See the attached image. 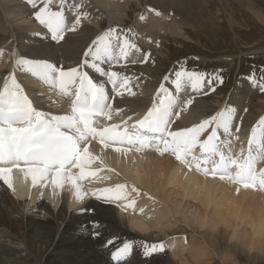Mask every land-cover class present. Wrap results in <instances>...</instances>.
<instances>
[{"label": "bare ground", "instance_id": "6f19581e", "mask_svg": "<svg viewBox=\"0 0 264 264\" xmlns=\"http://www.w3.org/2000/svg\"><path fill=\"white\" fill-rule=\"evenodd\" d=\"M1 1L0 49H3V52L0 54V89L3 88L4 81L7 79L4 75L9 73V68L14 69V66L21 76L28 79L30 76L31 78L30 73L25 72L21 66L17 65V59L23 57L33 60H48L57 63L58 66L62 65L65 68L68 66H75L78 60L83 59L82 53L86 51L96 35L101 34L110 26L117 28L118 31L130 30L126 26V20L129 18V12L131 7H133V3L135 6H145L146 15L144 14V16L146 17L135 20L136 22L134 24H136V26L133 29L134 31H130L129 38L133 39L141 49V52L148 56V61L145 63H137L136 65H129L126 69H122L118 65L113 66V70L124 71L127 74L135 73L139 77L138 80H133L132 82L133 90L137 93L136 96L131 97L126 94L124 97H116L113 106L114 109L119 108L126 114L133 115L130 116L132 119L129 123H133L137 119L142 118L139 117V113L141 111L145 112L147 107L151 106V100L161 82L165 83L167 87H174L171 85L170 80L164 81V77H162V71L165 69L166 63L170 62L171 59L169 54L164 52L166 47L163 41H166L168 38L167 36L182 37V35H187L190 38L195 36V38L193 37L191 40L197 41L200 36L193 33L190 34L191 29L198 32L203 25L206 26V24H208L212 29L215 28L218 30L223 22H228L230 33L226 34V39L224 38L225 41H227L228 38L233 35L239 36L238 33L240 31L247 29L243 28L242 24L238 23V21L230 15L224 16V9H228L230 0H92L93 2L91 3V0H83L82 4L79 2L78 4L82 5L81 10L87 12L88 15L82 18L87 17L99 30L93 29L90 25L91 23H86L82 19L81 25L75 33L66 34L67 43L62 41L56 44L43 39V36H45L43 29H47L34 18V10L26 3V0H15V3L5 0L6 2L3 4H1ZM232 1L238 4L239 9L248 21L251 22V20L255 18L256 22H259L264 29V12L259 11L254 2L251 0ZM56 4L58 5V3ZM68 4H76V1L68 0ZM100 5L110 12L105 15V19L109 23V26L103 31L101 30L105 27L106 23L102 20L103 15L101 14ZM108 5L110 7H108ZM65 12L69 20L74 18V10L66 8ZM156 12H159L160 15H157ZM15 14H17L18 18L20 17L21 20L27 17L30 23H24L28 26H24V23V25H21L22 23H18L19 25L15 24V21L12 22L10 16L7 19V15L15 16ZM218 18H220V20ZM31 22L36 25L38 24L40 27H43V29L38 26L33 27ZM33 32L40 33L41 35L33 36ZM221 32L223 33L224 31ZM142 39H144L145 43L139 41ZM260 48L262 49L264 46ZM207 52L211 53L212 51L209 50ZM221 53H223L222 50ZM210 55L212 54L201 55L202 60L207 57V59H213L214 56ZM224 56L225 55H223V57ZM233 61L234 59H232L231 62ZM231 62L229 65L232 68ZM218 63L224 64V61L221 60L218 61ZM85 70L89 71V74L93 76L94 80L98 78V74H96L94 70ZM169 75L170 74L167 76ZM241 77L240 79H236L234 89L230 92L231 94H229V100L226 104V106H232L237 109V114L233 121V135L227 136L223 133L224 135L221 140H231L232 143L240 140L244 150L243 154L246 156L249 148L248 140L251 138V130L249 131V128L252 129L254 124H256V119L264 115V99L261 98L260 91L258 94L259 96L252 98L253 94H251L248 88L249 82H246L247 80L245 77ZM99 79L104 80L106 78L99 77ZM41 81L45 86L41 85V82V84L36 82L34 85L31 81L32 84L30 88H33L32 91L37 95H39L38 90L41 91V95L43 92H46L52 99L49 97V99L43 97L38 98L36 95L35 98L32 99L33 106L38 110L49 112L53 115L70 114L71 100L68 101V103L66 102V104L61 103L58 101V98H56L58 94L60 95L58 88L45 83L42 79ZM106 87L111 97V85L107 84ZM213 87L215 88L214 91L217 90L216 92H219H215L214 95L206 98H204V95L197 96L193 101V105L189 107L187 112L181 114V120L177 121V123L182 121L183 126L191 127L193 123H198L201 119L213 115L211 114L213 110L216 109L218 105L220 106L225 100L224 98L226 96L223 95V92L226 85L219 87V84H214ZM214 91H211L207 87L204 89L205 95H207V93H213ZM258 97L260 99H258ZM41 99H43V101H41ZM251 100L252 103L250 104ZM59 110H61L60 113ZM219 110L220 109L217 111ZM246 110L247 112L244 113ZM128 117L126 116V119H124L127 120ZM117 120L118 119L115 118H112L111 121L104 119L101 124L117 123ZM237 127L239 131H237ZM173 128H175V124ZM220 131L223 132L222 130ZM206 136L207 133L202 136L201 139L206 138ZM243 139L247 141L244 143ZM92 143L89 146L90 150L93 151L94 154L100 155L104 160V165L102 166L104 170L100 173V177H107L106 175L109 173L107 170L108 168L114 169L115 171H113V173H117L119 177H122L121 161L125 160L127 155L116 153L114 149L111 148L105 149L99 142V145ZM226 145L228 146V144ZM153 152H155V149ZM255 152L256 151H253V155L257 154ZM165 154L167 155L169 153ZM195 154H200L199 147L198 150L195 151ZM240 154L241 152L239 155ZM258 164L260 163L256 161L255 166L257 171L260 170ZM95 166H100L99 162H97ZM208 166L211 167V165ZM91 179L92 178L83 182L84 186H86L84 188L85 191L92 189L90 186L93 187L94 181L98 183L100 188L111 187L116 184L114 181L109 182V179L108 181L106 179H94L90 181ZM89 181L90 183H87ZM13 185L15 191L8 188L6 184L4 185L3 181H0V264L166 263L158 261V259L162 257L160 252L151 254L150 256H144L143 259H138L140 260L138 263H136V261L133 262V259L130 260L127 256L121 261L112 259V253L120 248V246L113 240L111 244L108 243V241L112 239L111 234L126 235L128 240H137L140 236H143L144 240H139V243L146 242L148 246L159 244V241L162 239V237L159 239V236L158 238L157 236L153 237V235L142 234L140 231L137 232V229L132 226V217L138 213L137 200L134 207H126L129 201H116V203L118 202L119 204L120 211L114 209L109 203L96 200L95 197H86L83 201H80L75 197L74 188L70 183H66L62 189H53L51 184L47 187H39V185L33 187L31 177L25 178L20 169L13 170ZM32 189L38 191L39 194L44 193V195L41 196L44 198L40 199V197H38L36 202L34 201L26 207H23V202L24 205H26V196H30L31 198ZM248 189L255 191L260 188ZM33 198L35 200V196ZM131 199H133L132 194L129 197V200ZM52 205H54L53 208L57 209L56 214L53 212ZM67 207L70 213H67ZM81 209L85 211H81ZM123 210H125V212ZM125 214L128 215L129 225L127 228H122L120 221ZM94 223L98 224L99 227H93ZM261 249L262 246L258 243L252 251H249L236 242L229 243L226 237L220 242V250L234 257L237 264H264L260 261H264V250ZM164 250L168 252L166 248ZM229 264H232V262L230 261Z\"/></svg>", "mask_w": 264, "mask_h": 264}, {"label": "snow or ice", "instance_id": "6c2138e0", "mask_svg": "<svg viewBox=\"0 0 264 264\" xmlns=\"http://www.w3.org/2000/svg\"><path fill=\"white\" fill-rule=\"evenodd\" d=\"M26 3L34 10V18L50 34L43 39L56 44L67 43L66 34L75 33L81 25V18L88 15L81 10L82 5H69L68 0H26ZM56 3L59 7L54 9ZM66 8L75 12L71 20L66 16ZM156 14L160 15L159 12ZM130 31H118L110 26L96 35L82 53L83 59L78 60L75 66L65 68L48 60L17 59V65L25 72L40 77L68 97L71 113L53 115L38 110L15 76L10 75L0 89V181L15 191L13 170L20 169L25 178L31 177L33 187L51 184L53 189H62L70 183L80 201L91 196L105 203L129 201L126 207H134L136 200H129L131 191L126 182L84 190L83 181L89 178H109L100 177L104 160L89 147L93 141H98L105 149L111 148L123 155L133 150L155 149L160 154L173 153L180 161L191 156L196 167L206 174L218 175L245 188L264 189V170L257 171L255 166L258 159H264V116L251 130L246 156L243 149L239 156L231 154V148L228 149L229 154L222 150V145H231L232 141L221 140L219 130L227 136L233 135L235 107L226 106L191 127L183 126L182 121L177 123L196 97L206 94L205 87L214 91V84L224 82L222 70L208 73L195 67L189 69L187 61L179 62L178 68L163 78L164 81L170 80L174 87L161 82L142 118L129 123L132 119L129 116L120 123L101 124V119L111 121L114 114L122 112V109L113 108L112 100L126 94L131 97L137 94L132 82L139 77L135 73L113 70V66L126 69L129 65L148 61V56L129 38ZM32 35L41 34L33 32ZM2 52L0 49V54ZM85 69L94 70L98 78L94 80ZM99 77L106 79L100 80ZM247 79L264 92V80L257 81L255 74ZM107 84L111 85V97ZM206 133V138L201 139ZM197 146L198 156L194 153ZM252 146L259 149L256 155H253ZM97 162L100 166H95ZM107 170L115 171L112 168ZM132 191L139 190L133 185ZM93 227L99 225L94 223ZM112 242L108 241L109 244ZM164 247L163 244H146L144 255L162 252ZM131 250L132 243L125 242L112 253V259L121 261Z\"/></svg>", "mask_w": 264, "mask_h": 264}, {"label": "clouds", "instance_id": "9594fccd", "mask_svg": "<svg viewBox=\"0 0 264 264\" xmlns=\"http://www.w3.org/2000/svg\"><path fill=\"white\" fill-rule=\"evenodd\" d=\"M121 166L138 201L132 226L167 238L169 264H237L220 250L225 237L264 250V190L206 174L191 156L180 161L173 153L133 150Z\"/></svg>", "mask_w": 264, "mask_h": 264}, {"label": "rangeland", "instance_id": "374dc122", "mask_svg": "<svg viewBox=\"0 0 264 264\" xmlns=\"http://www.w3.org/2000/svg\"><path fill=\"white\" fill-rule=\"evenodd\" d=\"M6 1L7 2H12V3L14 2L15 3V0H6ZM6 1L5 0H2L1 1L2 3L1 4H3ZM75 1H76V4H78V2L81 3V4L83 3V0H79V1L75 0ZM112 1H115V0H112ZM251 1L254 2L255 6L257 7V9L259 11L264 12V0H251ZM91 2H93V1L91 0L90 3ZM132 5H133V7H131L132 10L130 9L129 18H127V20H126L127 21L126 26L128 27V29L134 31L133 29L136 26V24H134L136 22L135 20L138 19V18H141L142 16H143V18L146 17V16H144V14L146 15V10H145V6H142V7H139L138 5L135 6L134 3ZM53 7L54 8H58V5L57 4H54ZM108 7H110V6L108 5ZM100 10H101V14L103 15V19L102 20H104V22L106 23L105 24V27L101 30V31H103L104 29L107 28V26H109V23L105 19V15L108 14V13H110V12H108L109 10L105 9V7H103L101 5H100ZM227 10L224 9V12L226 13V14L224 13V16L230 15L231 17L235 18L236 21H238V23H241L242 26H243V28H247V29H244V30L240 31L238 33L239 36L233 35L235 37L232 36V37L228 38L227 41H225V39H226L225 37L227 36L226 34L230 33V29H229L230 26H229L228 22H223L222 26H220L218 28V30H216L215 28L212 29V27L209 26L208 24H206V26L203 25L201 27V30L198 31V32H195L194 30L191 29V31H190L191 33L190 34L193 33V34H196V35H199L200 36V38H198L197 41H192L191 40V38H193V37L195 38V36H193V37L190 38L187 35H185V36L182 35V37L181 36L180 37L167 36L168 38L166 39V41L165 40L163 41V43H165V47H166L164 49V52H167L169 54V57L171 59H170V62H167L166 63V67L162 71V73H163L162 74V77H165L168 74H171L174 70H176V68H178L179 62H183V61H187V65L188 66L187 65L186 66L189 69L195 67L198 70L199 69H201V70L203 69L202 71L208 72V73H211V72H213V70H217V69L222 70L221 74L224 77V82H223L224 84H219V87H222V86L226 85L225 90L223 92V95L226 96V97L224 98L225 100L220 104V106L218 105L216 107V109L213 110V112L211 113L213 115L216 113V111L218 109L221 110V109H223L226 106V104L228 102V98L230 96L229 94H231L230 92L234 89V86H235V83H236V79L242 78L241 76H243V77L246 78V80H247L246 82H249L248 88L251 91V94H253L252 95V98L253 97H256V96H259L258 94H259L260 89H259V87L253 86L251 84V82L247 78L249 76H252L253 74H255V78L257 79V81L264 80V48H262V49L260 48V47L264 46V29H263L262 25H260L259 22H256L255 18H254V20H251L252 23L250 21H248L247 18L245 17V15L242 14V11L239 9L238 4L236 2H234V1H232V0H230V4H229V7H228ZM142 13H143V15H142ZM7 16H6L7 19L10 16V19L12 20V22L15 21V24H17V25H19V24L22 23L21 25H24L25 24L24 26L27 27L28 25L26 23H28V22L30 23V20L27 17H25L26 20H25V18H22V20H21L20 17L18 18L17 14H15V16L14 15H7ZM86 18L87 17L81 18V21L83 19L84 22L91 23L90 25H91V27L93 29L99 30L98 27L95 26V24H93L92 22H90L88 18L86 20ZM218 19L220 20V18H218ZM24 22H26V23H24ZM31 24L33 25V27L34 26L40 27L38 24L37 25L36 24H33V22H31ZM248 24L250 25V27H249ZM40 28L43 29V27H40ZM43 31H44V34L45 35H50L47 30L43 29ZM221 31H224V32L222 33ZM133 36H135V35H133ZM139 41L141 43H145L144 39L139 40ZM206 45H208V46H206ZM208 49L211 50L212 52L211 53L207 52V51H209ZM221 50L223 51V53H221ZM207 54H212L210 56H214V58L213 59H210V58L207 59L208 58L207 57V58H204L202 60V56L207 55ZM213 54H215V55H213ZM223 55H225V56L223 57ZM226 55H230V56H226ZM205 59H207V60H205ZM232 59H234L233 62H231ZM221 60L224 61V64L223 63H218V61H221ZM230 62L232 63L231 64L232 65V68L229 65ZM175 66H177V67H175ZM9 74L10 75H14L15 78H16V80L18 78H20V79H18L17 82L18 83H21V86L25 90V94L28 95V97L31 100L33 98H35V96L37 94L32 91L33 88L31 89L30 88V85L32 83H34V85H35L36 82L38 84L40 82L42 83L40 77L34 76L31 73H30V75H31V78L32 79L30 78V76H29V79L26 78V77H24V76H21V74L18 72V70L15 68V66H14V69L13 68H9V73H7L4 76L6 78H8V76H10ZM31 81H32V83H31ZM41 85H43V83ZM43 86H45V85H43ZM36 87H37V85H36ZM39 91L40 90H38V93H39V95H37L38 98L39 97H43V98H46V99L51 98V96L47 95L46 92L45 93L43 92L42 95H41V91L40 92ZM216 91H214L213 93L211 92L210 94L207 93V95H204V98L209 97L211 95H214ZM218 92H216V93H218ZM260 92H261L260 93L261 98L264 99V92H262V91H260ZM31 95H33V96H31ZM60 95H62V94H60ZM60 95L58 94V96L56 98H58V101H60L61 103L66 104V102L68 103V101H70V99L68 97H65L63 95L60 96ZM258 99H260V98L258 97ZM41 101H43V99H41ZM251 103H252V100H251L250 104ZM60 111L61 110H59V113H60ZM123 112L124 111H122L120 114H114L112 118L118 119L117 120V123H120V121L126 119V116L127 117L128 116H133L131 114H126L125 112L124 113ZM145 112L144 111H141L139 113V117H142ZM246 112H247V110L244 113H246ZM244 113H243V115L245 116ZM240 114H241V112H240ZM119 116H121V117H119ZM122 118H125V119H122ZM260 118H261V116L258 117V119H256V122H255L256 124H257V122L259 121ZM243 122H244V120H243ZM256 124H254V126ZM250 130H252V129L249 128V131ZM250 133H251V131H250ZM219 134H220V137L221 138L224 135L223 132H221L220 130H219ZM243 140H244V143L247 141L245 139H243ZM232 144L231 145H228V146L226 144H224V145H222V148H224V151L226 153H229L228 152V149L231 148V152H234V154L235 155L237 154L236 156H238L239 153L241 152V149H243V147L241 146L242 142H240V140H239L237 142H233ZM248 146H249V144H248ZM252 147H253V151H256L255 153H257L259 151V149L256 148L255 146H252ZM153 150L154 149L150 150L149 152H153ZM197 150H198V146H197V148H196L195 151H197ZM195 151H194V153H195ZM257 162L260 163V164H258V165H260V168L259 169L260 170H264V159H258ZM108 174H109V176H108ZM108 174L106 176L107 177H110V178H108L109 179V182H113L114 181L117 184V182L119 183V182L122 181L124 183L123 178L122 177H119L117 173L109 172ZM108 179H106V180L108 181ZM93 184H94V186L98 187V183L96 181H94ZM94 186L93 187L90 186V187L91 188H94ZM31 192H32L31 198H30V196H26V198H25V201H26L25 204L26 205H24V202H23V205H22L23 207H26L27 205L33 203L34 201L36 202V199L38 197H40V199L44 198V197H41V196L44 195V193H40L39 194L38 191H35L33 189H32ZM34 196H35V200L33 198ZM88 198H90V196ZM107 203H109L114 209H117L119 211L121 210L119 208L118 202L116 203V202L109 201ZM53 206L54 205H52L53 212H54V214H56L57 213V209L53 208ZM123 211L125 212V210H123ZM67 213H70L68 207H67ZM128 220H129L128 219V215H126V214H125V216H123L121 218L120 223H121V227L122 228H124V227L127 228L128 227V225H129L128 224L129 223ZM137 232H139L138 229H137ZM137 232H134V233H137ZM141 233L142 234H146V235H153V237H156V235L151 234V233H144V232H141ZM111 236H112V239H110V240H113L114 242L116 241V243L119 244L120 247H122L125 242H131L132 243V250L129 253V255L127 256L128 258H130V260L133 259V262L136 261V263H138V262H140L141 259L144 258L145 255H143V254H144V250H145L144 249V246L146 245V242L145 243H139V240H144L143 236L142 237L140 236L137 240H134V239H129L128 240L126 238V235L124 236V235H120V234L119 235L118 234H111ZM159 239H161V237ZM163 242L166 244V242H167V238L166 237H164V238L162 237V239L159 241V244H163L164 245ZM164 249H165V247H164ZM238 251L240 252L239 249H238ZM167 253L168 252H166L165 250H163L162 252H160V254L162 255V257L159 258L158 261L159 262L162 261L163 263L166 262L168 264V261H167L168 260L167 259L168 254ZM138 259H140V260H138ZM260 261H262L264 263L263 260H260Z\"/></svg>", "mask_w": 264, "mask_h": 264}]
</instances>
